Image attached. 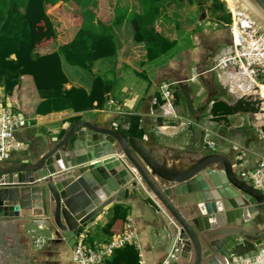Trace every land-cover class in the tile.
<instances>
[{
    "label": "crops",
    "instance_id": "obj_1",
    "mask_svg": "<svg viewBox=\"0 0 264 264\" xmlns=\"http://www.w3.org/2000/svg\"><path fill=\"white\" fill-rule=\"evenodd\" d=\"M89 8L95 21L110 29L115 54L90 63L89 69L72 66L61 56V70L66 78L64 90L81 89L88 95L94 78L100 77L111 84L106 103L102 109L64 110L53 101L40 98L30 76H21L12 90L0 81V109L6 108L24 117L25 122L15 137L26 145L24 152L0 161V168L25 164L40 156L47 142L61 139L78 121L93 122L124 134L132 117L139 119L143 132L141 140L134 139L166 157L170 164L216 153L233 161L237 174L257 165L259 157L264 156V140L258 134V130L264 132V122L255 121L257 110H249L242 103L245 100L230 94L213 69L215 57L227 50L216 52V49L231 43L230 32L220 30L223 27L218 29V21L214 23L218 29L214 32L207 27L208 20L215 21V18L198 21L194 13H188L189 28L185 31L177 19L171 21L163 11L153 26L165 38L177 43L173 51L178 52L149 61L145 44L134 40L131 16L140 13L137 0H95ZM46 14L54 36L35 43V54L39 56L52 54L71 43L83 22L80 9L73 1L48 5ZM118 15L124 17L114 25ZM165 19L173 24L169 26ZM183 36L190 46L179 49ZM161 83L171 85L175 117L162 116ZM204 140L213 141L215 149L208 150ZM115 206L85 229L88 243L93 247L105 243L121 235L130 223L136 236L132 246L139 254V264H158L166 252L168 239L160 240L153 210L138 198L122 202L119 206L128 211L126 220H117L106 236L102 228L114 215ZM75 244L76 238L64 239L47 224L38 226L24 219H0V264H76L72 261ZM255 249L245 242L244 247L233 253L242 255Z\"/></svg>",
    "mask_w": 264,
    "mask_h": 264
},
{
    "label": "water",
    "instance_id": "obj_2",
    "mask_svg": "<svg viewBox=\"0 0 264 264\" xmlns=\"http://www.w3.org/2000/svg\"><path fill=\"white\" fill-rule=\"evenodd\" d=\"M243 1L264 23V0ZM134 198L153 210L160 240L168 239L158 264H225L245 242L264 245V195L224 155L170 164L137 139L78 121L40 156L0 168V219L47 224L64 239Z\"/></svg>",
    "mask_w": 264,
    "mask_h": 264
},
{
    "label": "trees",
    "instance_id": "obj_3",
    "mask_svg": "<svg viewBox=\"0 0 264 264\" xmlns=\"http://www.w3.org/2000/svg\"><path fill=\"white\" fill-rule=\"evenodd\" d=\"M73 1L80 9L83 22L74 39L56 52L39 56L35 54V43L49 40L54 36L52 23L46 14L48 5L58 2ZM95 0H0V81L8 84L12 90L21 76H30L40 98L53 101L64 110L82 112L91 109H102L111 84L95 77L89 94L81 89L64 90L66 78L61 70L60 57L63 56L72 66L89 69V64L104 58L113 57L115 44L110 29L96 22L92 9ZM195 1L199 5L195 4ZM140 8L138 15L131 16L134 27V40L144 43L147 59L154 61L171 53L176 47L160 34L153 26L159 16L160 6L178 4L203 6L209 3L211 17L224 24L230 23L224 1L220 0H137ZM84 3V4H83ZM228 3V1H227ZM90 4V5H89ZM123 15H118L114 25L121 23ZM249 110H252L248 108ZM230 112V110L228 109ZM125 137L142 139L139 119L132 117ZM127 208L115 206V213L102 228L106 236L113 224L125 221ZM108 264H139V254L132 245L114 252Z\"/></svg>",
    "mask_w": 264,
    "mask_h": 264
},
{
    "label": "built area",
    "instance_id": "obj_4",
    "mask_svg": "<svg viewBox=\"0 0 264 264\" xmlns=\"http://www.w3.org/2000/svg\"><path fill=\"white\" fill-rule=\"evenodd\" d=\"M225 8L230 16L228 29L231 48L215 57L213 69L230 94L240 100L258 102V112L254 114V118L255 121L264 122V29L241 10H230L226 4ZM159 89L162 116L175 117L171 85L161 83ZM24 122L21 114H14L6 108L0 109V161H8L13 154L26 150V145L15 137ZM258 134L264 140V132L258 130ZM204 144L210 151L215 149L213 141L204 140ZM238 176L264 195V156L259 157L253 169L243 170ZM88 239L89 235L85 230L76 238L72 251L74 263L107 264L116 250L136 242L130 223L125 225L121 235L112 237L100 245L93 247L88 243ZM225 264H264V245L247 254L230 252L225 258Z\"/></svg>",
    "mask_w": 264,
    "mask_h": 264
},
{
    "label": "rangeland",
    "instance_id": "obj_5",
    "mask_svg": "<svg viewBox=\"0 0 264 264\" xmlns=\"http://www.w3.org/2000/svg\"><path fill=\"white\" fill-rule=\"evenodd\" d=\"M131 1H136V0H131ZM220 1L221 2L224 1L223 2L224 5L225 4L227 5V1H228V4L231 5L229 0H220ZM195 4L199 5L197 1H195ZM197 5H189L188 4L186 7L185 6H177V7H175V5L174 6H170V7L169 6L165 7V6L161 5L159 7L160 8V13L159 14H160V16H162L163 11L166 12L167 15L169 16V18L171 19V21H172L173 18L177 19L179 21V23H181V28L186 31L189 28V26L187 25L188 21H190L189 18H188L189 17L188 13L189 14L194 13L193 15L195 16V18L198 21H200V20H206L207 21L208 18L213 19V17H211V13H210V10H209V3H203L202 4L203 6H200V7H198ZM203 14L205 15V18H202ZM170 19L169 20L165 19L166 21H168L167 23H169V26L171 24H173L172 22H170ZM208 21L209 22H208V27L207 28L210 27V29H212L214 32H216L221 27H223V28H221L220 30H224V31L229 32V30H228L229 24H224L223 22L222 23L219 22V23H217V25L219 26L218 29H217V27L214 26V23L216 22V20L215 21L208 20ZM185 31H184V34H185ZM184 37H186V36H183V38ZM229 43H224V44L220 45L219 47H217L216 52H219L220 50L230 49L231 46H230ZM186 46H190V43H189L188 39L184 38L183 41H181V44H180V46L178 48L181 49V48L186 47ZM177 52H178V50L177 51H173L172 54L174 55ZM242 103L246 106V108L252 109L253 112L256 111V110L258 112V108H257L258 107L257 106L258 102L257 101H252L250 103L242 101ZM91 237H93V236H91Z\"/></svg>",
    "mask_w": 264,
    "mask_h": 264
},
{
    "label": "bare ground",
    "instance_id": "obj_6",
    "mask_svg": "<svg viewBox=\"0 0 264 264\" xmlns=\"http://www.w3.org/2000/svg\"><path fill=\"white\" fill-rule=\"evenodd\" d=\"M229 2L231 3V5L227 3V6L230 10H241L246 15L252 17L260 25V27L264 29V23H262L261 20L258 19L255 13L250 9V7H248V5L243 0H229ZM254 16H256L257 19Z\"/></svg>",
    "mask_w": 264,
    "mask_h": 264
}]
</instances>
